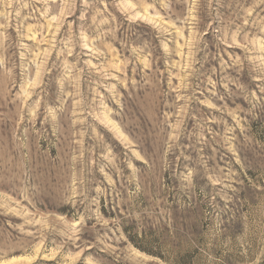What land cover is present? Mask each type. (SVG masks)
Returning a JSON list of instances; mask_svg holds the SVG:
<instances>
[{
    "label": "rangeland",
    "instance_id": "obj_1",
    "mask_svg": "<svg viewBox=\"0 0 264 264\" xmlns=\"http://www.w3.org/2000/svg\"><path fill=\"white\" fill-rule=\"evenodd\" d=\"M0 264H264V0H0Z\"/></svg>",
    "mask_w": 264,
    "mask_h": 264
}]
</instances>
